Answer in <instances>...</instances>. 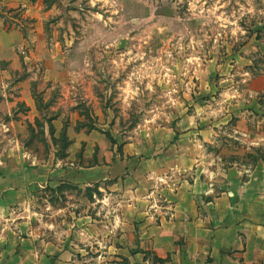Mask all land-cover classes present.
<instances>
[{
    "label": "rangeland",
    "instance_id": "374dc122",
    "mask_svg": "<svg viewBox=\"0 0 264 264\" xmlns=\"http://www.w3.org/2000/svg\"><path fill=\"white\" fill-rule=\"evenodd\" d=\"M40 8L41 18L11 11L26 40L16 73L29 77L36 106L17 139L36 159L69 161L74 141L81 156L76 134L92 131L121 164L152 167V158L171 157L166 128L186 120L179 133L212 134L197 167L264 164V141L256 144L264 134V0H40ZM70 187L42 194L52 208L80 198L85 212L90 191Z\"/></svg>",
    "mask_w": 264,
    "mask_h": 264
},
{
    "label": "crops",
    "instance_id": "0c3cea01",
    "mask_svg": "<svg viewBox=\"0 0 264 264\" xmlns=\"http://www.w3.org/2000/svg\"><path fill=\"white\" fill-rule=\"evenodd\" d=\"M17 6L42 17L40 0H0V264H264V164L197 167L212 134L179 133L186 120L166 128L171 157L152 158V167L121 164L92 131L76 134L85 150L76 155L74 141L64 163L38 160L20 145L17 134L36 106L29 77L16 73L26 42L13 28ZM67 186L90 191L85 212L80 198L52 208L42 194Z\"/></svg>",
    "mask_w": 264,
    "mask_h": 264
},
{
    "label": "trees",
    "instance_id": "16d2710c",
    "mask_svg": "<svg viewBox=\"0 0 264 264\" xmlns=\"http://www.w3.org/2000/svg\"><path fill=\"white\" fill-rule=\"evenodd\" d=\"M68 143V142H67Z\"/></svg>",
    "mask_w": 264,
    "mask_h": 264
}]
</instances>
